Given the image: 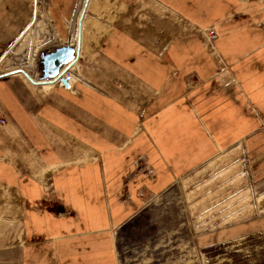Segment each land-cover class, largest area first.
Returning <instances> with one entry per match:
<instances>
[{"label": "crops", "instance_id": "0c3cea01", "mask_svg": "<svg viewBox=\"0 0 264 264\" xmlns=\"http://www.w3.org/2000/svg\"><path fill=\"white\" fill-rule=\"evenodd\" d=\"M38 5L0 0V64ZM38 7L39 49L76 46V61L68 88L0 69V264H119L114 227L239 147L248 205L201 245L264 233V0Z\"/></svg>", "mask_w": 264, "mask_h": 264}, {"label": "rangeland", "instance_id": "374dc122", "mask_svg": "<svg viewBox=\"0 0 264 264\" xmlns=\"http://www.w3.org/2000/svg\"><path fill=\"white\" fill-rule=\"evenodd\" d=\"M44 12L38 7L40 18L3 58L1 70L41 68L45 49H39L43 40L39 34L47 29ZM244 156L243 147L221 152L165 192L146 196L144 205L113 229L118 263L264 264L263 232L207 247L201 245L199 236L207 229L238 220H233L238 216L234 214L248 205L246 196H240L243 183L248 181Z\"/></svg>", "mask_w": 264, "mask_h": 264}, {"label": "water", "instance_id": "95a60500", "mask_svg": "<svg viewBox=\"0 0 264 264\" xmlns=\"http://www.w3.org/2000/svg\"><path fill=\"white\" fill-rule=\"evenodd\" d=\"M74 52L75 48L73 46H63L57 48L53 52L42 54L40 63L42 80H33L29 74L22 69L17 71L24 73L30 80L37 83H45V81L57 83L60 79L63 85L68 88L69 82L62 75L68 72L76 61Z\"/></svg>", "mask_w": 264, "mask_h": 264}, {"label": "built area", "instance_id": "2783aa9c", "mask_svg": "<svg viewBox=\"0 0 264 264\" xmlns=\"http://www.w3.org/2000/svg\"><path fill=\"white\" fill-rule=\"evenodd\" d=\"M207 35L209 36L210 39H214V38L217 37V34H216V32H215V30H214L213 28L207 30ZM75 48H76V46H75ZM70 69H71V68H70ZM70 69L68 70V72H66L64 75H62L64 78H66V80H67L68 82H69L70 79L72 78V75H71V73H70ZM57 84H59V85L62 86V87H65V86L63 85V83L61 82L60 79L57 81ZM0 123H1V124H5V123H6L5 119H4V118H1V119H0Z\"/></svg>", "mask_w": 264, "mask_h": 264}, {"label": "bare ground", "instance_id": "6f19581e", "mask_svg": "<svg viewBox=\"0 0 264 264\" xmlns=\"http://www.w3.org/2000/svg\"><path fill=\"white\" fill-rule=\"evenodd\" d=\"M36 1H37V0H36ZM84 1H85V0H84ZM34 11H35V13H36V15H37V14H38V6L35 7V10H34ZM78 28H79V27H78ZM78 31H79V29H78ZM78 31H77V35L73 36L75 41L78 40Z\"/></svg>", "mask_w": 264, "mask_h": 264}]
</instances>
